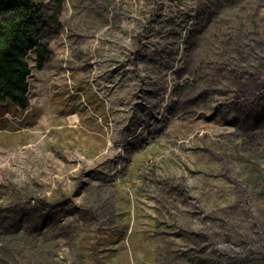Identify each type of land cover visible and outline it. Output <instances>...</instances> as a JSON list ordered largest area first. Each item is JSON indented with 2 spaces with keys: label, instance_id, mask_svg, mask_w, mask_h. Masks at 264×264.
Returning a JSON list of instances; mask_svg holds the SVG:
<instances>
[{
  "label": "rangeland",
  "instance_id": "374dc122",
  "mask_svg": "<svg viewBox=\"0 0 264 264\" xmlns=\"http://www.w3.org/2000/svg\"><path fill=\"white\" fill-rule=\"evenodd\" d=\"M42 2L0 264H264V0Z\"/></svg>",
  "mask_w": 264,
  "mask_h": 264
},
{
  "label": "trees",
  "instance_id": "16d2710c",
  "mask_svg": "<svg viewBox=\"0 0 264 264\" xmlns=\"http://www.w3.org/2000/svg\"><path fill=\"white\" fill-rule=\"evenodd\" d=\"M61 4L57 0L58 8ZM43 7L42 0H0V103L11 100L23 108L27 104L26 54L37 47L39 66L47 54L42 42Z\"/></svg>",
  "mask_w": 264,
  "mask_h": 264
}]
</instances>
